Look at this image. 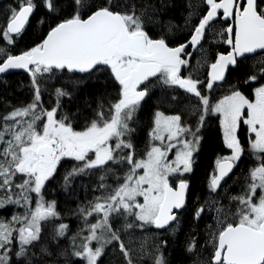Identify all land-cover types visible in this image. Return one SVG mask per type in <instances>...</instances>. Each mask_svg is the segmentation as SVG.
<instances>
[{
  "label": "snow or ice",
  "instance_id": "snow-or-ice-1",
  "mask_svg": "<svg viewBox=\"0 0 264 264\" xmlns=\"http://www.w3.org/2000/svg\"><path fill=\"white\" fill-rule=\"evenodd\" d=\"M40 8L44 33L14 51ZM0 41V76L28 78L25 100L0 96V264H171L185 223L186 264H264V0H11ZM85 78L101 89L67 110ZM211 122L220 151L189 207Z\"/></svg>",
  "mask_w": 264,
  "mask_h": 264
},
{
  "label": "trees",
  "instance_id": "trees-1",
  "mask_svg": "<svg viewBox=\"0 0 264 264\" xmlns=\"http://www.w3.org/2000/svg\"><path fill=\"white\" fill-rule=\"evenodd\" d=\"M11 0H2L0 2V7L4 4L10 3ZM44 15V10L42 8L38 9L34 16L31 19L29 26L24 32L22 38H19L15 46V50H22L28 46H31L33 42H38V39L44 33L47 28V18H45V24L43 26L39 25L37 21ZM173 16L178 17L179 12L172 13ZM177 22L179 20L177 19ZM4 42L0 41V46H3ZM207 46V45H206ZM215 47V46H214ZM226 46L216 47L215 50H223ZM244 76V66L240 70H234L229 75L228 79L231 83H237V81L242 80ZM27 74L23 72H14L8 75L7 77L0 78V96L7 95V98L12 100L13 103H18L20 100L26 99V92L18 89V84L23 82L27 83ZM103 78H101L102 80ZM7 85V87L5 86ZM255 86V85H252ZM241 88L246 93L249 91L247 86L241 85ZM101 89L100 80H93L85 78L80 86L77 88L74 98L71 101L65 100L67 105V110L75 111L77 107L83 109L85 101H90L95 97L98 91ZM160 93L157 92V96ZM47 95L45 100H47ZM156 103V96H153L151 100H148L145 105V110L140 115V125L137 128L136 137L138 140V145L143 147L146 140L147 133V118L152 111V106ZM2 111V107H0ZM204 139L201 142V148L199 154L195 157V163L193 166L192 173L186 175V178L189 179L190 185V196H189V207L192 206V202L195 200L198 194H203L205 191V182L208 173L211 171L213 161L216 154L220 151V141L218 139L219 132L218 126L215 122H211L210 126L205 129ZM244 137V130L242 129V139ZM249 163V158L245 156L239 167L234 169L233 175L239 173L241 169H245ZM70 165H65L69 167ZM63 170V169H61ZM231 182V181H230ZM238 191L237 188H233V194ZM48 199H58L60 209L65 210L66 208L75 207V202L66 198L62 193L56 195H49ZM13 209L8 207L6 209H0V216H10ZM64 222L69 223L72 228L76 227V220L73 217H68ZM189 225L184 224L182 230L175 234L174 236H168L170 247L167 249V257L170 260L171 264H186V257L184 255L183 246L185 240V233L188 231Z\"/></svg>",
  "mask_w": 264,
  "mask_h": 264
},
{
  "label": "rangeland",
  "instance_id": "rangeland-1",
  "mask_svg": "<svg viewBox=\"0 0 264 264\" xmlns=\"http://www.w3.org/2000/svg\"><path fill=\"white\" fill-rule=\"evenodd\" d=\"M206 46V45H205ZM207 47V46H206ZM201 54L200 52H196L193 58V63H196L197 57H199Z\"/></svg>",
  "mask_w": 264,
  "mask_h": 264
},
{
  "label": "water",
  "instance_id": "water-1",
  "mask_svg": "<svg viewBox=\"0 0 264 264\" xmlns=\"http://www.w3.org/2000/svg\"><path fill=\"white\" fill-rule=\"evenodd\" d=\"M2 0H0V2H1ZM189 49H191V48H189ZM191 51H193L192 49H191ZM14 72H23V70H13L11 73H14ZM24 73V72H23ZM0 77H2V76H0Z\"/></svg>",
  "mask_w": 264,
  "mask_h": 264
},
{
  "label": "flooded vegetation",
  "instance_id": "flooded-vegetation-1",
  "mask_svg": "<svg viewBox=\"0 0 264 264\" xmlns=\"http://www.w3.org/2000/svg\"><path fill=\"white\" fill-rule=\"evenodd\" d=\"M189 51H191V49H189ZM195 51L193 52V57L191 58L192 59V63H193V58H194V55H195Z\"/></svg>",
  "mask_w": 264,
  "mask_h": 264
}]
</instances>
